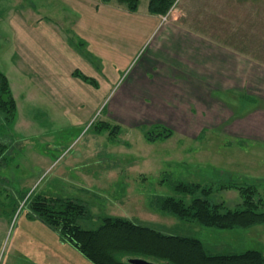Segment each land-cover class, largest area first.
<instances>
[{"label": "rangeland", "instance_id": "obj_1", "mask_svg": "<svg viewBox=\"0 0 264 264\" xmlns=\"http://www.w3.org/2000/svg\"><path fill=\"white\" fill-rule=\"evenodd\" d=\"M146 1L148 5V0H139L140 19L149 15ZM94 2L97 0H0V72L8 78L17 105L12 126L0 122V141L6 146L0 165V264H40L36 254L26 260L28 253L20 246L22 241L28 244L32 222L37 220L30 211L36 197L83 204L90 216L78 224L85 231L96 230L103 218H122L165 234L197 239L212 255L257 251L264 256V226L214 230L157 213L151 206L156 197L182 199L173 191L177 183L212 187L211 200L229 209L240 208L238 187L253 186L264 198V146L234 141L218 131L202 135L196 143L189 141V148L182 150L180 139L148 143L144 134L150 130L120 125L114 136L98 130L102 123L111 128L117 125L108 116L112 97L115 100L126 74L143 60L153 43L156 33L150 36L151 27H142L136 17L127 19L130 12L124 5L116 7L125 11L123 18L109 11V15L103 14L95 21L108 22L103 25L104 34L86 48L91 47L93 54L100 52L104 60L90 64L85 57L90 50L77 45V36L67 34L61 24L60 28L55 22L56 26H47L48 34L36 31L29 39L20 33L21 25L33 27L36 18L27 19L31 13L57 12L64 22L77 14L88 15ZM109 6L113 8L114 2ZM190 21L199 24L204 37L216 42L228 43L230 32L237 31V38L264 62V0H177L161 17L162 24L176 26H187ZM11 44L16 58L23 52L28 64L40 60L43 67L16 65ZM23 73L30 79L45 74V83L62 88L72 73L71 111L39 100L29 85L22 87ZM75 73L96 80L98 89L83 85L87 89L82 90L79 81H73L78 79ZM190 200L184 199L186 204ZM72 252L76 258L72 264H91L73 247Z\"/></svg>", "mask_w": 264, "mask_h": 264}, {"label": "crops", "instance_id": "obj_2", "mask_svg": "<svg viewBox=\"0 0 264 264\" xmlns=\"http://www.w3.org/2000/svg\"><path fill=\"white\" fill-rule=\"evenodd\" d=\"M184 3L188 5L189 2ZM120 6L114 2L113 9L109 4L102 5L97 0L88 15L77 14L76 17H69L64 22L57 12H45L42 15L31 13L27 19L36 18V21L31 22L33 27L30 24L21 25L20 33L27 39L35 35L36 31L41 35L48 34L47 31L51 32V30L47 26L55 25L56 22L58 27L60 24L65 27L63 29L67 34L77 36L79 42L77 45L86 48L95 40L98 41L96 36H103V25L108 23L101 24L95 19L99 20L103 14H108V11L123 18V15H126L125 11L116 8ZM145 8L147 9V1ZM138 13L139 10L129 13L126 18L140 19L137 17ZM6 16L13 18L8 14ZM190 19L193 20V17ZM50 20L54 21L49 22ZM44 21L48 23L41 29ZM140 21L142 27H151L150 36L154 33L156 36L143 60L126 74L123 86L114 94L115 100H113L114 96L112 97L108 116L117 124L115 125L118 128L121 125L141 131L163 126L172 132L171 137L166 141L180 139L182 150L189 148V141L196 143L202 135L218 131L234 141L248 140L254 145L264 146L262 56L253 54V49L237 38V31L232 30L228 43H222L220 41L222 39H217L219 41L216 42V39L204 37L199 24L193 21L187 26L183 24L176 26L169 22L162 24L161 17L148 14L142 16ZM117 22L119 23V20ZM138 31L142 33L139 26ZM16 32L19 33V29ZM231 33L235 34L234 37ZM37 42L40 44L38 40ZM9 48L14 52L13 56L11 55L12 59L16 58L13 45L11 44ZM117 48L118 46L114 49ZM68 50H72V46ZM86 50H90L88 54L85 52L88 64L95 61L103 63L104 59L99 55L100 52L93 54V49L89 46ZM19 55L15 63L21 68L28 67L27 65L37 66V64L43 67L40 60L28 64L26 55L24 56L23 52ZM50 65L54 67L53 63ZM71 74V78L69 77L63 88L53 82L45 83L47 81L45 74H38L36 78L30 79L23 73L24 82L21 85L22 87L29 85L31 90L37 92L39 100L48 101L55 108L68 113L71 111L68 106L72 101V79H74ZM73 81H79L77 83L84 91L87 88L83 85L94 90L98 89L96 80H94L96 87L78 79ZM69 84L71 85L68 86ZM10 90L16 104L11 86ZM112 93L113 89H110L109 96ZM20 99L24 100L23 96ZM32 223L28 244H25V241L20 243L22 250H25L24 253H28L29 258H25L26 260H30L32 254H36L39 258L37 262L40 264H72V258L76 261L71 246L60 242L59 237L53 235V232L41 222L33 220Z\"/></svg>", "mask_w": 264, "mask_h": 264}, {"label": "trees", "instance_id": "obj_3", "mask_svg": "<svg viewBox=\"0 0 264 264\" xmlns=\"http://www.w3.org/2000/svg\"><path fill=\"white\" fill-rule=\"evenodd\" d=\"M103 4L112 1L127 7L135 13L139 0H100ZM177 0H148L149 15L165 17ZM80 81L96 87L94 80L75 73ZM16 116V104L9 82L0 73V122L12 126ZM100 132L109 131L114 136L119 130L102 123ZM172 132L155 126L144 134L148 143L167 140ZM6 146L0 141V165ZM240 208L229 209L224 203L211 200L212 187L190 183H177L173 191L182 199L156 197L151 206L157 212L170 215L179 221L197 224L204 228L232 231L264 226V198L257 195V189L238 187ZM191 198L189 204L184 199ZM32 217L55 232L60 241L73 247L91 264H127L128 259H141L153 264H264V256L257 251L240 254L212 255L205 251L197 239L169 235L134 224L122 218L106 217L93 231L80 228L79 221L88 219L87 208L78 202L62 199L36 197L30 203Z\"/></svg>", "mask_w": 264, "mask_h": 264}, {"label": "water", "instance_id": "obj_4", "mask_svg": "<svg viewBox=\"0 0 264 264\" xmlns=\"http://www.w3.org/2000/svg\"><path fill=\"white\" fill-rule=\"evenodd\" d=\"M127 264H153L141 259H128Z\"/></svg>", "mask_w": 264, "mask_h": 264}]
</instances>
